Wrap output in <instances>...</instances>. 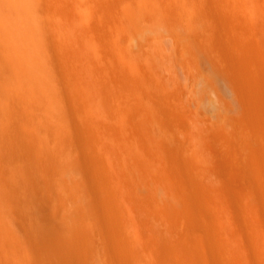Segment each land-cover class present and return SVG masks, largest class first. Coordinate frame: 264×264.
<instances>
[{
	"label": "bare ground",
	"instance_id": "obj_1",
	"mask_svg": "<svg viewBox=\"0 0 264 264\" xmlns=\"http://www.w3.org/2000/svg\"><path fill=\"white\" fill-rule=\"evenodd\" d=\"M205 20L234 70L172 49V28ZM142 23L171 30L139 40ZM200 62L235 92L215 128ZM65 201L103 211L123 264L148 249L152 208L181 225L173 264H264V0H0V264H29L30 215Z\"/></svg>",
	"mask_w": 264,
	"mask_h": 264
},
{
	"label": "rangeland",
	"instance_id": "obj_2",
	"mask_svg": "<svg viewBox=\"0 0 264 264\" xmlns=\"http://www.w3.org/2000/svg\"><path fill=\"white\" fill-rule=\"evenodd\" d=\"M136 11L135 13L138 12L137 14H139L141 9L137 12ZM211 13L216 15L218 12L211 10ZM213 24L214 23L205 20L200 25L194 27L196 30L192 33V36H188L187 31H185L187 27L186 29L184 28L185 25H179L180 27L175 26V28H172L171 30L170 26H165V24L158 23L156 26L157 29L154 27L156 24H154L153 27L148 26L149 28L147 27L148 30H146V32H148L146 33L143 29L146 27V25L142 23L140 27V32L142 31V33L137 34V36L139 37L141 34L145 33L144 35L156 38L159 37L160 33L161 35H167V31L171 30V34L176 35L169 37V43H171L170 45L172 49H175L179 56L182 55V57L180 56L181 58H186L187 56L188 58L186 59L195 61L197 60L195 56V53L197 52L194 51L204 48L206 52L210 54V58L213 62L222 63L219 64V66L222 65V68L225 66L223 71H226V68L229 69H227V72L234 70V61L233 59H230L232 56L228 55L229 53L226 55L225 52L212 49V43L218 47H225L229 45L228 37L222 33L223 29L219 27L221 30L220 31L217 28L218 26ZM160 25H162V27H160ZM173 29H175V33H173ZM151 32L155 35L153 36ZM144 35H142V38ZM142 38L140 39L139 37V40H142ZM171 38L173 39L171 40ZM183 55L185 57H183ZM192 56H195L196 59H194ZM228 56H230V58ZM198 61L199 59L197 62ZM192 63L194 65L196 62ZM200 63L202 75L193 78V90L195 91V95H198L197 97L195 96V99L198 98L196 102L201 101L200 103L203 104L197 103L196 105L197 107L204 105L202 108H199V111L203 110L205 113H199H203L202 116L205 119L202 116L201 117L203 120H206L204 122L205 126L209 128H215L214 125H222L228 119H233L234 117L238 116V109H235L237 108V106H235V92H233L234 90L232 91L230 87L231 85H229L230 83L226 78L223 77V79L222 77H219L222 80L219 78L216 79L213 67L210 62ZM228 65L230 67H228ZM209 78L212 80H208ZM225 79L226 82L223 81ZM216 91L219 97L217 96ZM222 96L226 102L223 101ZM138 99L140 101L139 97ZM144 100L145 99L142 100V105L145 107L144 104L148 103V100ZM222 103L225 106L226 103L230 105L232 104L231 106L233 112L232 110H226L225 108L227 107L223 106ZM151 106L152 104L148 106V109L151 108ZM153 108V112L155 111L154 113H156L158 111L156 110V104L153 105ZM220 108H222V110ZM157 116L154 117V121L157 119ZM160 119H157L158 121L156 120L157 122L154 123L155 125L160 123L157 127H160L162 124V120L159 122ZM207 121H209V123ZM30 217L32 228L28 234L27 244L29 264H123L122 260H120L119 257H116V254L111 251V240L113 237L110 235V230L105 223L107 221V216L103 213V211L101 212L100 209L88 207L82 202L73 203L65 201L61 203L56 209L46 208L39 205L35 208V211L30 215ZM143 219L146 222L153 224V226L155 225L156 230L155 234L144 237L143 244L147 245L148 249H146L141 254L139 264H173L170 252L172 249L177 251L179 249L178 238L181 235V225L175 219L168 218L167 215L160 213V211L155 208L147 211V214L143 217ZM63 225H65V230L61 228ZM71 236L77 240L79 244L78 248L77 246L68 245L65 242L64 239H67ZM50 242H52L51 246L48 244Z\"/></svg>",
	"mask_w": 264,
	"mask_h": 264
}]
</instances>
